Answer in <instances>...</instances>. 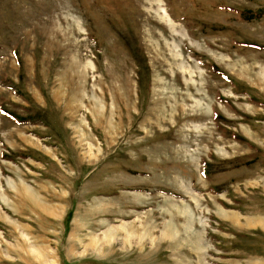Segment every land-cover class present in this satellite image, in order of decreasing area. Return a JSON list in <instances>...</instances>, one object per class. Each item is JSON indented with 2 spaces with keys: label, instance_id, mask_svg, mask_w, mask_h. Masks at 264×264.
<instances>
[{
  "label": "rangeland",
  "instance_id": "obj_1",
  "mask_svg": "<svg viewBox=\"0 0 264 264\" xmlns=\"http://www.w3.org/2000/svg\"><path fill=\"white\" fill-rule=\"evenodd\" d=\"M0 264H264V0H0Z\"/></svg>",
  "mask_w": 264,
  "mask_h": 264
}]
</instances>
